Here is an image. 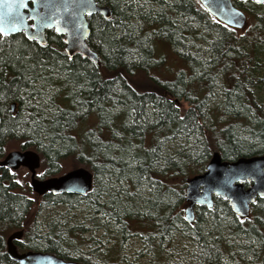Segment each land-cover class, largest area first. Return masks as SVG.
Here are the masks:
<instances>
[{"label":"trees","instance_id":"1","mask_svg":"<svg viewBox=\"0 0 264 264\" xmlns=\"http://www.w3.org/2000/svg\"><path fill=\"white\" fill-rule=\"evenodd\" d=\"M106 1L111 17L96 15L90 23L97 62L80 55L68 59L18 34L0 41V157L8 140L24 133L36 141L46 164L65 156L87 164L93 204L86 206L94 211L86 221L91 233L103 230L111 244L83 253L80 247L89 244L85 224L63 226L52 219L41 244L31 245L34 223L25 218L32 203L24 185L0 167V264H19L7 255L5 243L16 228L24 230L23 246L87 264H118L127 237L141 234L152 260L169 262L163 242L178 232L181 216L175 211L186 180L204 170L213 151L229 160L264 153V4L233 0L248 15L247 25L237 30L198 0ZM256 7L263 8L256 12ZM172 54L182 66L162 72ZM217 83L225 116L208 109ZM48 88L55 92L42 107ZM23 94L28 112L20 122L19 114L12 118L3 109L11 100L22 103ZM177 139L184 143L166 146ZM114 180L121 187L112 192ZM137 189L143 192L134 196ZM82 201L69 193L42 197V205ZM262 203L253 206L254 221L264 215L256 207ZM220 205L223 219L231 222L225 202L217 201L214 208ZM203 222L207 228L201 233L183 220L193 237L183 264H264L257 225L225 223L229 233L246 239L233 246L220 236L222 220L210 216Z\"/></svg>","mask_w":264,"mask_h":264},{"label":"water","instance_id":"2","mask_svg":"<svg viewBox=\"0 0 264 264\" xmlns=\"http://www.w3.org/2000/svg\"><path fill=\"white\" fill-rule=\"evenodd\" d=\"M204 4V8L217 20L227 26L241 29L246 25L247 16L245 12L233 4V0H198ZM244 1V0H239ZM258 3L257 0H253ZM44 3L60 5L67 3L71 11L79 12L75 22L67 24L62 19L66 15L59 13V17L51 27L49 21L42 19L48 10L41 7ZM84 3L88 6L76 8L78 4ZM211 4L212 7H207ZM264 4V3H260ZM26 5V6H25ZM218 5V7H217ZM100 12L107 17L110 15L108 6L100 7L94 0H4L0 3V27L4 28L7 35L24 31L28 38L44 43V30L53 29L62 35L65 44V53L69 56L79 54L92 62L98 61V54L87 43L86 39L90 33L87 15ZM53 12L48 11L52 16ZM13 24L16 25L13 28ZM35 25V27H33ZM58 27L64 28L57 31ZM39 154L31 149L23 151L14 150L8 152L0 166L16 169L25 166L31 173V189L42 195L47 191L71 192L85 195L90 190L92 183V172L85 167L79 166L59 175L38 179L35 177V169L39 166ZM244 182L250 183L247 187ZM264 198V153L249 156H239L233 160L224 159L219 151H213L210 155L205 169L202 172L190 176L185 184V200L188 202L184 209L186 222L194 220L193 208L195 205L211 207L215 197H221L228 201L231 210L240 217H246L250 204L255 197ZM21 230H15L6 237V253L19 264H87L75 259H64L55 253L40 250H26L20 252L14 239L19 238Z\"/></svg>","mask_w":264,"mask_h":264},{"label":"rangeland","instance_id":"3","mask_svg":"<svg viewBox=\"0 0 264 264\" xmlns=\"http://www.w3.org/2000/svg\"><path fill=\"white\" fill-rule=\"evenodd\" d=\"M263 8V7H262ZM261 7H256L255 11L259 12L262 10ZM257 9V10H256ZM247 13V12H246ZM245 27V26H244ZM243 27V28H244ZM243 28H241L240 30H243ZM197 43V42H196ZM167 63L164 65V68H162V72H167V67H169L171 73L173 72V70H175L178 67L182 66V63L179 59L176 58V56H174L173 54L170 57V60L166 61ZM216 86L214 87L213 91L211 94H209V100H208V109H216L219 112H222L221 109L224 106L221 102L220 99L223 98V92L219 87V83L215 84ZM55 92V89L52 88H48L47 90H45L44 93V102H42V107L44 106L43 104L46 105V103L50 102V98L52 97L53 93ZM40 102L41 101H37ZM46 107V106H45ZM54 107V105H53ZM221 115H226L225 112H222ZM93 120L90 119V121H86L87 123L85 124V126H87L89 123H92ZM205 122L208 124L210 122V119H208V115L205 114ZM90 126V125H88ZM22 134V133H20ZM25 137H17V138H11L10 140H8L6 147V150L9 149H13L15 147H17L22 140ZM26 139V138H25ZM183 139H177L174 141H169L166 143V146L168 148H173L176 147V145L178 144H183ZM166 147V148H167ZM169 151V150H168ZM60 165H61V170L65 171L68 170L70 168L76 167L78 165H83L80 164L78 161H76L75 159L71 158V157H65V158H61L60 159ZM41 166L43 167V164H41ZM41 171V170H40ZM17 175H16V179L18 181H20L25 187H26V191L28 197H30L33 201L31 202V208L28 211V218L27 221L31 222V219H33V223H34V228H35V233H36V237L31 238L29 243H31V245H35L38 246L41 244V236L44 235L46 233V225L52 220V219H56L58 220V222L60 223L59 225H63V226H70V225H76V224H85V226L89 227V223L86 221L87 215L89 216V214H93L94 208L89 206H86L85 201L80 202L79 204H73V206H67L66 204L63 203H55V204H50V205H42V198H37L35 197L34 194H32L31 192H29V188H28V182H29V174L23 170L20 169L17 171ZM106 179L103 178L102 179V185L106 183ZM117 182V183H116ZM121 182L120 181H112V183H109L110 186V191H114L115 189L117 190V188L121 187ZM141 192L140 189H137L134 192H132V194L137 193V195H139ZM144 194H142L143 196ZM145 197H147L145 195ZM176 197H172L171 201H175ZM170 201V202H171ZM92 205V204H91ZM183 209L184 207H182V205L180 204V206L178 205L177 207V212L179 214V216H183ZM140 211L142 212H147L146 210H142L140 209ZM220 215L219 218L217 219L222 220L223 223L220 224L221 227V232H220V236L222 238H224L226 241V244H231L233 246H235L237 244V241L239 242V240L241 242H246V239H244L243 237H238L235 235H232L231 233H229L228 228H226L225 223L229 222L228 218L223 219V214L220 210H218ZM205 215V214H204ZM31 217V219H30ZM101 217H103V215L101 214ZM229 219L231 220L232 225H236L239 224L238 222H241L242 224H244V227H247L249 224H251L252 222V218L249 217V220H240L239 221L236 220L233 215L232 216H228ZM207 220L210 219V216L206 217ZM103 220V219H102ZM226 222H225V221ZM145 222V221H144ZM176 222L172 223L171 228L172 230L175 229L173 228V225H175ZM252 224L254 225V223L252 222ZM196 225V224H195ZM194 224H192V226H190L191 229L194 228L195 226ZM198 226V228L200 229V232H204L206 231V224L204 222L200 223V225H196ZM176 229L178 230V232H175L176 230L173 231L174 234V238H168L163 242V249L168 252L169 254V262L166 261L164 262V264H183L182 261L184 259H186V256L188 254V252L191 250V242H192V236L190 235V231L186 228V225L183 223V221H179L176 225H175ZM90 228V227H89ZM170 228V229H171ZM13 229L10 230V232L7 234V236L14 230ZM20 229V228H19ZM189 234V236H182L185 234ZM6 236V237H7ZM84 237L88 238L86 240H88L89 244H85L82 247H80V250L83 253H87L88 251L94 250L96 249L97 251L102 250L104 247H109L110 246V242L108 241V236L105 234V232L103 230H97L95 232L91 231H87L84 233ZM240 238V239H239ZM25 239V235L23 236V240ZM93 241H91V240ZM27 244L25 246H21L19 245V249L20 251H24V250H34L30 247V244ZM34 243V244H32ZM25 244V243H24ZM120 255H121V259L120 262L118 264H162L161 263H155L152 260V253L148 252L147 249V245H146V241L145 238L141 235V234H132L129 235L126 239V242L123 244V247L120 248ZM94 262V261H93Z\"/></svg>","mask_w":264,"mask_h":264},{"label":"flooded vegetation","instance_id":"4","mask_svg":"<svg viewBox=\"0 0 264 264\" xmlns=\"http://www.w3.org/2000/svg\"><path fill=\"white\" fill-rule=\"evenodd\" d=\"M95 1V4L96 5H98V6H100V7H105V6H108L109 7V9H110V15H108L107 17H104V15L102 14V13H100V12H94V13H91V14H89V15H87L86 17H87V20H88V23H89V27H90V33H91V26H90V23H92V21H94L93 19H94V17L96 16V15H99V17H102V18H110L111 17V15H112V9H111V7H110V5L107 3V1L106 0H94ZM199 2V1H198ZM245 12V11H244ZM245 14H246V16H247V18H248V15H247V13L245 12ZM90 33H89V35H88V37H87V39H86V41H87V43L89 44V38H90ZM15 34H18V35H20V36H22L24 39H26V40H29V41H31V42H35L37 45H39V46H48L50 49H52V50H56V51H58V52H60L61 53V51H62V53H64L66 56H67V58L68 59H71L72 57H74V56H77V55H79V54H74L73 56H69V55H67L66 53H65V50H64V46H65V44H64V42H63V38H62V35H60V34H58V33H56V31L55 30H53V29H46V30H44V38H45V42L44 43H39L37 40H35V39H31V38H28L26 35H25V33H24V31H20V32H17V33H13V34H10V35H5V36H0V41H2L4 38H7V37H9V36H11V35H15ZM90 45V44H89ZM90 47L92 48V46L90 45ZM93 49V48H92ZM94 50V49H93ZM95 51V50H94ZM98 54V53H97ZM81 56V55H80ZM98 57H99V55H98ZM83 58H85V57H83ZM88 59V58H87ZM91 61V60H90ZM25 97H26V94H23L22 96H21V98H22V103L21 102H19L18 100H11V101H9L8 103H6V106L4 107V113H7L8 114V116H10V117H12V118H14L17 114H19V115H17L18 117H17V121H22V122H24V114L26 113V112H28V111H26V109H27V103L25 104ZM20 103H21V105H20ZM1 112H0V120H1ZM24 135V133H22V134H20L19 133V135L17 136V137H24L23 136ZM16 137V138H17ZM7 149V147H5V149H3V151H2V155H1V157H0V160H2L3 158H4V156L8 153V152H10V151H14V150H19V151H23V150H25V149H31V150H34V151H36L38 154H39V166L35 169V177L36 178H38V179H44V178H47V177H52V176H59V175H61V174H63V173H65V172H67V171H69V170H71L72 168H70V169H68V170H65V171H62L61 170V165H60V162L59 163H57V162H55V163H49V164H46L45 162H44V160H43V157H42V153H41V150L40 149H38L37 148V146H36V141H34V140H27V139H23L22 140V142L17 146V147H15V148H13V149H9V150H6ZM65 157H67V156H65ZM65 157H63V158H65ZM69 157V156H68ZM61 159V158H60ZM80 164H83V165H78V166H76V167H79V166H82V167H85V168H87L88 170H90L91 171V169L87 166V164H85L83 161L82 162H79ZM41 164H43V167L41 166ZM0 167H4V168H6L8 171H10L15 177H16V175L18 174L17 173V171L18 170H20V169H23V170H25L28 174H29V182H28V188H29V192H31L32 194H34L35 195V197H37V198H42L43 196H45V195H47V194H53V195H55V194H61V193H69V194H74V195H77V196H81V197H83L84 199H85V203H89V205H91V204H93V203H90L89 201H90V195H89V193H92V186H93V173H92V183H91V187H90V190H88L87 192H86V194L85 195H79V194H76V193H71V192H58V193H55V192H53V191H47V192H45L44 194H42V195H40V194H38V193H36V192H34L32 189H31V187H30V176H31V173H30V171L28 170V168L27 167H25V166H20V167H18V168H16V169H12V168H10V167H7V166H0ZM73 168H75V167H73ZM41 170V171H40ZM92 172V171H91ZM20 184H22L20 181H18ZM250 183H247V182H244V186L245 187H247L248 185H249ZM23 185V184H22ZM23 190H24V192L26 191V187L24 186L23 187ZM25 195H26V197H28V195H27V192H25ZM184 195H185V193H184ZM29 199H30V201L32 202L33 200L30 198V197H28ZM258 200H263V202H264V198H261V197H258V196H256L255 197V199H254V201L250 204V208H249V212H248V215L246 216V217H240V216H238L236 213H234L232 210H231V208H230V206H229V204H228V201L226 200V199H223V198H221V197H215L214 198V203H213V205L211 206V207H206L205 205H201V206H199V205H195L194 206V208H193V211H194V220L193 221H191V222H187L188 224H190L191 226H192V224H198V225H200V223H202L205 219H206V217L207 216H211V218H213V217H215V219H216V221H217V219L219 218V216H221L220 215V213H219V211L218 210H220L221 212H222V207H221V205L220 206H217L216 208H214V206H216V204H217V201H220L221 203L222 202H225V204L229 207V210L231 211V215H233L234 216V218L236 219V220H238L239 221V219L240 220H249V217H251V218H253V216H254V213H253V206H255V204H256V202L258 201ZM95 204V203H94ZM187 204H188V202H186V200H185V196H184V198H183V201H182V203H181V205H182V207H184V209H185V207L187 206ZM256 207H257V209H260V210H264V203H262V204H259V205H256ZM184 209H183V216H181V220L180 221H185V219H184ZM205 214V215H204ZM239 218V219H238ZM263 218V219H262ZM262 218L261 219H259V220H256V221H254L253 219H252V222L254 223V225H257V230H258V232L261 234L260 236H261V241H262V246H264V215L262 216ZM186 222V221H185ZM252 222H251V224H252ZM239 223V225L240 226H242V227H244V224H242L241 222H238ZM195 225V226H196ZM251 226H253V224L251 225ZM198 227V226H197ZM85 228H86V230H85V232H87V231H90L91 229L88 227V226H85ZM199 229V228H198ZM19 230H21L22 231V233H21V235H20V237L19 238H16V239H14L13 241H14V243L16 244V246H17V249L20 251V247H19V245H21L22 246V241H23V236H24V230L22 229V228H20ZM36 234V233H35ZM234 245V244H233ZM19 247V248H18ZM28 250V249H27ZM24 251H26V250H24ZM20 252H22V251H20Z\"/></svg>","mask_w":264,"mask_h":264},{"label":"snow or ice","instance_id":"5","mask_svg":"<svg viewBox=\"0 0 264 264\" xmlns=\"http://www.w3.org/2000/svg\"><path fill=\"white\" fill-rule=\"evenodd\" d=\"M3 2H4V0H0V3H3ZM257 2L258 3H264V0H257ZM21 3L23 4V0H21ZM85 6H88V5H86L84 3H81V4L76 5L75 7L76 8H83ZM204 6L205 5L202 4V7H204ZM41 7L45 8L48 11H52L53 12L52 16H49L48 15V11H46L44 13L43 17H42V19L49 21V23H48L49 27H51L52 24L55 23L58 18H61V17H59V13L61 11L66 13V15L62 17V19L66 22L65 27L67 26V24L74 23L75 22V17L77 15H79V12L71 11L70 10V5L67 4V3H62L60 5H56V4H53V3H44V4L41 5ZM207 7H212V5L211 4H207ZM217 7H218V5H217ZM89 14H91V13L89 12ZM12 26H13V28L16 27L15 24H13ZM33 27H35V25H33ZM62 30H64V28H62V27H58L57 28V31H62ZM5 35H7V32L5 31L4 28L0 27V36H5Z\"/></svg>","mask_w":264,"mask_h":264}]
</instances>
